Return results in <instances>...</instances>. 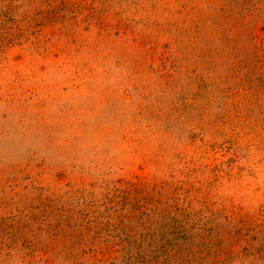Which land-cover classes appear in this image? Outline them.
<instances>
[{
  "label": "rangeland",
  "instance_id": "obj_1",
  "mask_svg": "<svg viewBox=\"0 0 264 264\" xmlns=\"http://www.w3.org/2000/svg\"><path fill=\"white\" fill-rule=\"evenodd\" d=\"M126 241L264 264V0H0V264Z\"/></svg>",
  "mask_w": 264,
  "mask_h": 264
},
{
  "label": "trees",
  "instance_id": "obj_2",
  "mask_svg": "<svg viewBox=\"0 0 264 264\" xmlns=\"http://www.w3.org/2000/svg\"><path fill=\"white\" fill-rule=\"evenodd\" d=\"M70 218V220L68 221H71L70 223L72 224V228L73 230L76 228V224H73L72 223V220H71V217H68ZM63 224V221L60 222V220L58 221V223L55 225V227H52V225L48 226L49 228H47V233H50L52 236L54 237H60L62 236L63 232H64V228L62 226ZM53 228V229H52ZM88 228L90 229L91 227L88 225ZM52 229V230H51ZM79 229V228H78ZM72 230V232H73ZM52 231V232H51ZM55 231V232H54ZM54 232V233H53ZM76 232V231H75ZM53 233V234H52ZM82 239V236L79 235V238L78 239H74V244H77L78 242L75 241V240H81ZM133 247L134 245L132 244V242H128L126 241L125 244H123V249L125 251V254H124V261L120 264H145V262H149L150 259H152L151 261L154 262L155 261V257L154 256H151L150 259H146L147 258V255L145 254V252H143L142 250H139L137 253H133ZM135 254V255H133Z\"/></svg>",
  "mask_w": 264,
  "mask_h": 264
}]
</instances>
